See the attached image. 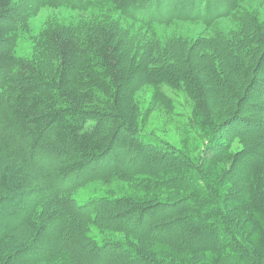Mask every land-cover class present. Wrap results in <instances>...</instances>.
I'll return each mask as SVG.
<instances>
[{
  "label": "trees",
  "instance_id": "1",
  "mask_svg": "<svg viewBox=\"0 0 264 264\" xmlns=\"http://www.w3.org/2000/svg\"><path fill=\"white\" fill-rule=\"evenodd\" d=\"M40 1L87 14L108 5L148 34L197 21L215 35L217 20L235 19L249 0ZM24 16L19 0H0V249L8 250L22 229L31 241L16 245L2 264H81L75 248L84 246L95 254L114 252L118 264H168L138 245L86 236L89 229L99 235L138 230V239L198 264L206 257L208 264H264V244H250L245 231L249 224L264 241L261 27L242 18L240 26L251 33L247 44L218 48L220 64L219 35L172 44L178 62L169 64L157 49L148 52V42L106 22L70 34L51 30L41 51L25 58L15 53ZM192 48L193 56L209 54L188 59ZM166 89L192 104L195 120L187 122L203 143L194 155L146 130L145 96L154 92L171 107ZM232 125L241 128L246 149L231 151L233 140L221 143L223 128ZM91 183L101 194L77 200ZM53 200L58 208L46 205ZM75 215L88 229L74 242L65 230Z\"/></svg>",
  "mask_w": 264,
  "mask_h": 264
},
{
  "label": "rangeland",
  "instance_id": "2",
  "mask_svg": "<svg viewBox=\"0 0 264 264\" xmlns=\"http://www.w3.org/2000/svg\"><path fill=\"white\" fill-rule=\"evenodd\" d=\"M18 2V0H17ZM19 3L24 8L25 16L24 22L22 23V27L20 29L18 37V45L16 49V55L22 56L25 58H33L36 51H41L42 44L44 41V36L47 32L51 30L55 31H63L68 34L71 32H75L81 28L83 25L98 23V22H106L111 26H115L122 33L135 37L141 43L148 42L149 49H157L160 57H165L164 61L169 64H173L174 61L178 62L176 55L172 54L173 49L171 48L172 44L177 45V43L181 42H194L199 40L200 38H211L213 36L219 35L221 38L216 42H211V44L216 43V50L220 56V50L218 48L226 47L227 49H233L232 46L235 42H239L243 40V44H247L248 38L251 33L247 32L243 26H240V21L242 18L248 17L252 24H256L261 27V31H264V0H249L247 2H242L241 10L242 13H238L234 16L235 19H219L217 20L216 34L213 35L212 31H207L204 26H202L199 22L193 21L192 23H183V22H173L170 24V27L163 32H158L157 34H148L139 27L138 20H128L121 15L113 12L112 8L108 5H102L104 7V11L99 12H89L82 13L76 9L68 8L67 6H46L40 0H19ZM154 4V3H153ZM92 15V16H91ZM136 23V24H135ZM138 24V25H137ZM175 25V26H174ZM169 26V25H168ZM167 27V26H166ZM140 28V30L138 29ZM162 30V27H160ZM222 45H220V44ZM161 44H165V47L161 48ZM192 48L191 53L187 56L188 59H192L193 57H201V54H209L208 50L195 53V50ZM211 54L213 51H209ZM39 54V52L37 53ZM238 54V53H237ZM210 60L215 59L214 55H208ZM171 59L174 61L172 62ZM224 60L222 56H220L219 64ZM175 62V64H176ZM237 79L240 77L234 75ZM169 97L172 101L171 107L166 104L164 101L160 99L157 101L154 92H149L145 96L144 105L141 107L143 117L145 122L147 123L146 130L149 133L154 134L157 137H160L164 140L169 141L174 144L176 147L184 149L189 155H194L198 151L201 150L203 143L200 140L195 139L196 133L194 131V127L191 124H188L187 121H194V113L193 107L188 99V97L184 93H180L178 90H170L166 89ZM221 104V103H220ZM219 105V103H218ZM187 129V131H186ZM241 132V128H238L236 125H232L227 128H223L222 131V141L221 143L227 144V142L233 140L231 151H235L237 149H242L241 146V137L239 135ZM253 142L247 140L245 145L252 144ZM223 144V145H224ZM244 147L243 149H246ZM129 162V161H126ZM131 163V162H129ZM211 164H209L210 166ZM217 171L214 169L212 175L210 176V181L214 182L217 178ZM96 184H88L85 188L79 190L77 194H75V198L77 200L86 199L89 196L95 194H101V190L96 188ZM49 208H58V204L55 200L49 201L46 203ZM44 211V207H41L38 212V216H42ZM81 218L75 215L72 219H70V223L66 224V236L67 239H73V241L79 240V230L86 231L88 229L84 226ZM83 220V219H82ZM254 230V227H253ZM250 228V225L245 228L246 234L249 237L250 244L255 246H260V244H264V241H261L259 236L254 234V231ZM89 234H85L91 238L98 237L100 238H110L117 241L127 242L132 244V246L138 245L137 248L141 250L144 255H153L156 257L158 254L163 260H165L168 264H198V259L196 261L192 259V257L187 256V254L178 255L173 249L167 248L162 245H149L141 239L137 238L138 230L132 232L133 234H118L114 230L109 232H99L89 229ZM173 232L179 233L181 229L178 227L173 228ZM254 235V236H253ZM85 237V236H82ZM86 238V237H85ZM136 240V241H134ZM12 244L8 246V250L0 249V258L3 256H13V249L16 248V245L25 244L26 246L29 244L30 237H28L25 229L20 230L11 240ZM137 244H135V243ZM126 243V244H127ZM86 245L83 243V246ZM84 250L76 247V251H81L80 259L81 264H102L106 262V264H118V257L112 251L105 252L103 254H95L91 248L83 247ZM9 258V257H8ZM9 260V259H8ZM10 264L11 261H8ZM211 261L206 257L202 258L199 264H208ZM0 263L2 264L1 260Z\"/></svg>",
  "mask_w": 264,
  "mask_h": 264
}]
</instances>
